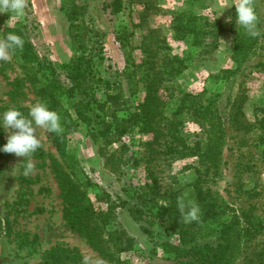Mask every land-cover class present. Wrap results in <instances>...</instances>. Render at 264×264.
Here are the masks:
<instances>
[{"label": "rangeland", "instance_id": "1", "mask_svg": "<svg viewBox=\"0 0 264 264\" xmlns=\"http://www.w3.org/2000/svg\"><path fill=\"white\" fill-rule=\"evenodd\" d=\"M103 1L76 0L86 7L85 19L106 32L103 75L114 77L124 72L125 82L131 75L135 95L128 89L124 94L137 106L145 101L146 85L158 75L159 81L153 85L157 104L150 110L158 134L136 129L125 135V156H135L139 162L136 166L129 163L126 174L119 176L104 166L98 145L81 123L67 136L68 153L84 170L72 175L74 182L86 190L88 203L102 210L107 206L98 201V196L106 192L112 199L124 197L125 183L146 186L163 206L178 202L186 210L195 206L198 217L208 202L218 203L220 210L228 206L224 218L235 211L251 227L232 264H263L264 0L252 2L260 35L254 52L241 64L232 58L234 4L223 10L224 0H121L122 10L112 15L102 9ZM68 2L26 0L22 15L0 12V43L5 40V27L28 24L40 54L60 63L70 61L74 55L70 22L62 9ZM9 55V61H0V115L9 108H30L40 102L20 55L13 51ZM148 62L155 64L150 67ZM213 108L219 110L223 120L218 166L209 163L205 151L212 134L200 124L208 121L205 113ZM36 133L42 148L31 156L34 170L30 175H23L27 162L23 157L5 153L0 158V264H39L57 245L78 251L83 264H116L67 224L53 164H62L66 172H70V166L54 144L52 133L44 128H37ZM8 134L9 130L1 128L0 141L6 143ZM118 146L116 143L110 150ZM88 180L90 184L86 185ZM118 211L119 222L140 243L121 255L108 250L110 257L120 258L125 264H148L150 257L153 262L163 257L159 251L155 258L128 213ZM154 229L165 240H180L177 230H165L160 224ZM20 237H37L35 250L20 246ZM102 237L109 246L107 231Z\"/></svg>", "mask_w": 264, "mask_h": 264}, {"label": "trees", "instance_id": "2", "mask_svg": "<svg viewBox=\"0 0 264 264\" xmlns=\"http://www.w3.org/2000/svg\"><path fill=\"white\" fill-rule=\"evenodd\" d=\"M85 8L76 0H69L62 7L70 22L69 31L74 53L68 62H56L40 54L32 40L28 24L8 26L4 29L5 37L14 33L23 39V48L12 51L20 55L40 102L56 111L60 117L62 131L52 133V138L71 170L66 172L62 164L56 162L53 168L62 189L67 224L84 235L92 247L102 251L105 258H111V262L117 261L116 264L125 263L119 260L120 258H113V255L110 257L108 250H113L115 255H121L133 250L140 243V240L119 222L118 210L128 213L132 222L145 236L144 242L151 247L155 258L159 257L161 251L163 257L155 262L152 261L153 257H150L148 264H232L240 255L245 238L251 234V227L246 218H242L235 211L231 216L224 218L228 206L220 210L218 203L208 202L202 206L197 221L185 223L177 204H159L144 185L125 183V196L118 195L116 199L103 192V195L98 196V201L106 203L107 209L102 210L88 203L86 190L74 182L72 175L84 170L78 160L69 155L67 136L76 132L81 123L88 127L91 139L98 145V154L103 158L104 166L119 176L126 174L129 163L136 166L139 162L135 156H125L128 150L124 141L125 135L133 133L136 129L158 134V128L153 126L154 121L150 114V110L157 104L156 89L153 85L155 80L159 81L158 75L153 78V82L146 85L147 95L144 103L135 105L132 99L124 94L125 89H128L135 95V82L131 75H128L126 82L122 78L124 72H117L114 77L103 75L106 32L85 19ZM102 9L112 15L118 14L122 10L121 0H104ZM232 29L235 33L232 58L241 64L254 52L257 37L251 38L243 29L237 28L235 19L232 21ZM147 64L152 67L155 62ZM156 74H159V71ZM19 110L27 116L29 108L20 107ZM205 114L208 121L204 120L200 124L212 134L205 153L209 155V163L218 166L223 144V120L217 108L208 110ZM116 143H119V146L110 150V146ZM3 144L0 141V145ZM4 154L5 152H0V158ZM1 173L2 163L0 181ZM87 184H90L89 180ZM156 224L164 226L165 230H177L180 234L179 242L174 243L157 236L160 232L154 229ZM109 225L114 227L109 229ZM2 228L0 221V235ZM105 231L108 233L106 240L109 246H106L102 237ZM37 239L20 237L19 243L20 246L27 245L30 252H33ZM81 258L78 251L57 245L47 251L39 264H83Z\"/></svg>", "mask_w": 264, "mask_h": 264}, {"label": "clouds", "instance_id": "3", "mask_svg": "<svg viewBox=\"0 0 264 264\" xmlns=\"http://www.w3.org/2000/svg\"><path fill=\"white\" fill-rule=\"evenodd\" d=\"M232 4L235 5L236 27L243 29L245 34L251 38L258 37L260 35L258 15L252 0H234V2L224 0L223 10ZM26 7V0H0V12L22 15ZM226 20L231 22L232 18L228 17ZM23 46L24 41L19 35L7 34L4 42L0 43V61H9L11 58L10 51L22 49ZM0 128L9 130L6 143L0 145V152L23 157V161H27L23 167V175L25 176L30 175L34 170L31 161L32 154L42 148V141L37 136L36 129L44 128L49 133H60L62 131L58 113L43 102L32 105L27 116L17 108H9L0 115ZM178 211L185 223H192L199 218V210L195 206L187 207L186 210V206L182 202H178Z\"/></svg>", "mask_w": 264, "mask_h": 264}]
</instances>
